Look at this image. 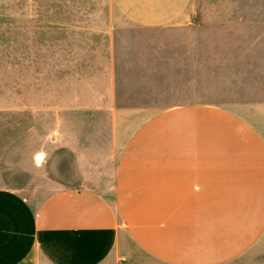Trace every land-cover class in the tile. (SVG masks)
Wrapping results in <instances>:
<instances>
[{
  "label": "crops",
  "instance_id": "0c3cea01",
  "mask_svg": "<svg viewBox=\"0 0 264 264\" xmlns=\"http://www.w3.org/2000/svg\"><path fill=\"white\" fill-rule=\"evenodd\" d=\"M193 1L112 0L107 40L88 43L60 108L71 181L38 207L0 188V264H264V6L230 11L225 28L247 33L241 71L208 84L190 72L206 63L201 34L137 35L213 26L196 23ZM160 59L183 73L166 77L167 106Z\"/></svg>",
  "mask_w": 264,
  "mask_h": 264
},
{
  "label": "rangeland",
  "instance_id": "374dc122",
  "mask_svg": "<svg viewBox=\"0 0 264 264\" xmlns=\"http://www.w3.org/2000/svg\"><path fill=\"white\" fill-rule=\"evenodd\" d=\"M252 6H264V0H194L196 23L213 26L202 32H174V36L165 31L137 35L181 42L201 34L207 46L206 63L200 70L198 61L192 60L190 72H207L208 84L230 83L232 69L239 65L241 71V59L238 64L234 60L237 53L244 55L240 43L247 40V33L225 27L237 18L231 10ZM113 7L112 0H0V188L19 192L34 207L71 181L72 155L56 142L60 108L70 100L77 75L86 73L88 43L107 40L104 32ZM161 52L170 55L168 48ZM160 73L159 104L171 97L166 77H181V63L170 68L166 59H160ZM228 94L229 87H209L206 93L220 102ZM67 121L69 134V115Z\"/></svg>",
  "mask_w": 264,
  "mask_h": 264
},
{
  "label": "snow or ice",
  "instance_id": "6c2138e0",
  "mask_svg": "<svg viewBox=\"0 0 264 264\" xmlns=\"http://www.w3.org/2000/svg\"><path fill=\"white\" fill-rule=\"evenodd\" d=\"M41 158H42V157H39V156L37 157L38 160L41 159Z\"/></svg>",
  "mask_w": 264,
  "mask_h": 264
}]
</instances>
